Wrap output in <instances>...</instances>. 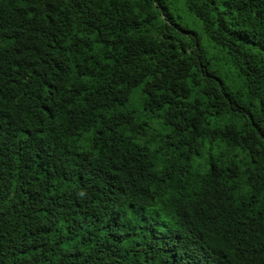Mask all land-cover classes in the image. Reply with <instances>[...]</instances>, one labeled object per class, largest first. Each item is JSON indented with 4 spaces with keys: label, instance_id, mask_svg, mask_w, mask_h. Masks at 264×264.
<instances>
[{
    "label": "trees",
    "instance_id": "trees-1",
    "mask_svg": "<svg viewBox=\"0 0 264 264\" xmlns=\"http://www.w3.org/2000/svg\"><path fill=\"white\" fill-rule=\"evenodd\" d=\"M0 264H264V0H0Z\"/></svg>",
    "mask_w": 264,
    "mask_h": 264
}]
</instances>
